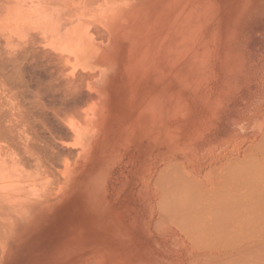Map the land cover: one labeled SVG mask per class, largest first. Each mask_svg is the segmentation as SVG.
I'll return each instance as SVG.
<instances>
[{
	"label": "rangeland",
	"instance_id": "1",
	"mask_svg": "<svg viewBox=\"0 0 264 264\" xmlns=\"http://www.w3.org/2000/svg\"><path fill=\"white\" fill-rule=\"evenodd\" d=\"M91 12L94 13V8L87 13ZM146 24L147 42L144 43L140 41V36L142 26ZM128 38V41L121 40L115 50L110 51L111 60H108L111 64L102 65L98 58H95L99 61L97 63L87 61L89 74L94 70L97 73L96 78L92 73L94 79H91V74L87 79L88 73L83 65H75L72 61L67 62L69 66L60 61L62 65L59 63V68L65 67L59 71L58 67L55 70L56 66L51 69V64L33 70L30 66L34 63H26L24 78L28 83L16 95L11 94L16 90L6 89L9 101L16 105L18 100L20 105L17 103L19 106H14L9 102L14 107L5 108L22 112L19 121L13 116L15 119H12L18 121L14 125L28 130L25 136L33 138L36 134L35 141L39 140L37 143L38 140L35 142L27 137L32 152L30 156L22 153V146L17 144L20 149L17 148V152H21L27 160L26 167L22 165L24 160L21 158L19 161L23 162L19 165L29 168L28 163L33 160L31 157L37 154L55 156L53 162L50 161L52 156L50 159L45 156L50 162L44 164L48 166L46 169H50L38 185L36 181L34 186H30L29 196L37 201L36 204L27 208L15 227L5 234L6 239H2L0 264H209V260L212 264L217 256L236 254L230 242L234 238L237 240L238 234L240 236L235 232V237H230L228 251L224 246L226 242L220 240L219 243L217 240L221 244L217 245V233L214 229L209 230L208 226L214 218L210 216L214 210L226 202L230 204L229 208L237 205L238 211L242 208L241 211L248 212L249 208L253 214L256 211L264 215V0H151L146 20L142 24L135 23ZM3 42L0 39V49L5 44ZM43 43L47 46L44 50L47 48L52 52L47 41ZM43 43L38 45L43 47ZM49 68L54 70L52 73L57 80H62L60 84L63 86L64 80L70 77L76 82L79 89L73 94L75 105L72 98L62 102L59 97L67 91L59 96L61 91L57 90L43 92L41 100L46 105L42 109L28 102L27 99L35 96L36 81H49ZM86 79L94 81L97 86L87 83ZM85 81L88 87H92L88 88ZM73 105L79 108L78 113L76 110L72 114ZM75 125L85 127H78L79 132L83 131L81 137L77 132L82 138L80 141L74 139ZM42 146L46 148L42 149ZM49 174L51 176H47ZM201 179L209 184L204 187ZM167 183L170 186L173 183L175 187H167ZM208 187L211 192H207ZM178 190L182 191L181 195ZM169 192L172 195L169 196ZM175 193L178 196H174ZM213 194L222 196L217 195L216 199ZM213 197L219 202H213ZM177 199L187 209L191 205L188 202L192 201V208L188 211L202 201L199 206L206 204L200 209L205 214L207 211L211 213L206 214L207 219L212 217L211 220L204 224L209 231L207 227L204 229L211 233L209 236L215 233L210 236L213 240L199 227L200 232L195 230L199 232L196 234L191 229H188L191 234L185 231L187 225L190 227L188 223L194 220L190 215L196 211L189 214L180 205L183 212L176 210L175 215L177 211L181 213L174 218V211L165 209L169 200L172 203ZM178 202H175L177 206L173 205V210L178 207ZM209 202L210 205L215 203L220 206L217 208L215 205L216 209L207 207ZM256 203L259 204L255 206ZM252 204L253 210L250 209ZM205 206L213 208V211L202 209ZM227 206L223 205L225 209L220 207L219 211L231 217L229 210L236 208L232 210ZM168 211L172 214L166 215ZM184 212L190 217L182 215ZM220 213H217L218 217L215 214V218H219ZM238 213L237 217H240L242 212ZM245 214L243 217L249 218ZM230 217L226 221L230 222ZM239 220L236 222L239 223ZM232 227L241 230L237 226ZM219 228L226 229V225ZM231 229L230 233L234 232ZM226 234L221 237L226 236L229 240ZM246 235L241 236L245 239ZM204 241H211L210 246ZM243 242L239 244L242 246ZM214 244L218 249L214 247L215 251H212ZM234 245L232 248L236 250Z\"/></svg>",
	"mask_w": 264,
	"mask_h": 264
},
{
	"label": "bare ground",
	"instance_id": "2",
	"mask_svg": "<svg viewBox=\"0 0 264 264\" xmlns=\"http://www.w3.org/2000/svg\"><path fill=\"white\" fill-rule=\"evenodd\" d=\"M150 2H151V0H0V36H1L0 39H3L4 42H5V44H4L5 46L2 44V49L3 50L0 49V243L1 244H3L1 242L2 239H6V237L4 238L5 234L9 233L10 232L9 230H12L15 227V223H17L18 219L21 218L26 213L27 208H29V206H33L34 204H36L37 201H34L33 199H30L31 198L29 196L30 195V189H31L30 186L31 185L34 186V184H36V181H37V184L36 185H38V181L41 180L42 178H45L46 177V172H48L47 170L50 169V167L46 169V167H48V166L45 165L44 163H47V162L52 161L53 160V157L55 156L53 154H50L49 152L48 153L50 155L47 154V156L45 154H43L44 156L43 155L42 156H39V154H37V155L31 157L33 159V160L30 159L32 163L28 160V162H30V163H28V165L30 167L28 168V166H27L26 169L24 168V167H26V165H24V164H25V161H27V160H25L24 159L25 157L24 156L22 157L21 154L22 153H24V154L28 153L29 156H30V154L32 153L31 152L30 143H29V139H28L31 136H29V137H28V135L25 136L24 133H25V131L28 132V130H25L24 128L23 129H20L21 128L20 125H19L20 128L17 127L18 126L17 124L14 125L15 123H17L19 121V115H21L20 117H22V114H21L22 112H20V110L19 111L17 110L16 112H13V109L10 110L9 108L8 109L5 108V106L6 107L7 106H10V107L13 108L14 106H19L20 105L18 103L19 102L18 100L16 102V105H15V102L13 104L12 103L13 101H9V99L7 98L6 92H5L6 89L10 88L11 90L12 89L14 91L16 90L15 93H11V94L16 95L17 93H19V90L21 91L23 89V86L28 83V80H26L24 78V75H25L24 74L25 73V67H26L25 64L26 63H27V65H28V63H34L32 65L30 64L31 65L30 67L33 70H35V67H40V66H44V65H45L44 67H46V66L49 67L50 64H51V66H52V67L50 66L51 69L52 68H55V66H56L55 70L58 67L57 70L59 71V69H62L63 67H65L64 65H68V63H67L68 61L69 62L72 61L75 65H76V63H80L81 66L83 65V69L85 68L84 70H86V72L88 73V74H86L87 77L85 76L87 79H89L90 76H92V73H93V75H95L94 78H96L97 73H96L95 70L92 73H90L91 75L89 74V70L87 71V68H90L87 65V61L91 60V61H94L95 63H97L99 61L98 60H95V58L96 59L98 58V59H100V63L102 65L103 64L104 65H109V63H110L109 60H111L110 57H109L110 51L111 50L112 51L115 50L116 45H118L121 40H122L121 42H124V41H128L129 40L128 36H131V31H132V28H133V26H134L135 23H141L142 24L146 20V16H147V14H149V4H150ZM93 4L95 6H93ZM92 8H94V13H92V12H91V14L87 13L89 11V9H92ZM86 10H88V11L86 12ZM94 23H98L99 26L97 24V26L91 27L92 24H94ZM146 27H147V24L144 25V26H142V32H141V36H140V41H143L144 43L147 42V40H146V38H147ZM15 35H16V38L14 37ZM153 39H154V37L152 39H150V40H153ZM45 41H47L46 44L48 45V47L51 48V49L50 48L49 49L52 50V52H49V50H47V48L44 50V47H47L45 45V43H43ZM41 42L45 46L41 47L42 46ZM38 44H40L41 46H39ZM37 46H39L38 47V50H37ZM0 48H1V46H0ZM39 48H41V49H39ZM42 48H43V51H42ZM107 48H108V50H107ZM39 50H41V53L39 52ZM44 58L46 59V64L47 65L44 64ZM105 58H107L105 61H101V60H103ZM60 61L62 63H63V61H65L67 64L65 63L63 66H61L62 68H59L60 67L59 66ZM112 63H113V60H112ZM60 65H62V64L60 63ZM100 67H102V66H100ZM51 69H50V71H51ZM83 69H82V71L84 72ZM47 71L48 70H46V72ZM53 71H51V73H50V79H49L48 82H45V81L42 82L41 80H37L36 81V88L34 87L35 92L33 91L34 94H35V96L32 99H27L26 98L28 100V102L30 104H32L33 107L35 106L36 108L38 107V108L42 109L46 105L43 102V100H41V95L46 90L47 91H53V92H56V90L58 92L61 91L62 93L59 92V96H61V94H63L65 91H67V92L64 93V95H62V97H59V98H61V101L62 102L65 101L67 98H70V99L72 98V100H73V94H76L75 92H78V91H76L77 84H76V82L74 80H72V79L70 80L71 77L69 79L66 77L67 78L66 81L64 80L65 78L63 79L64 80V86H63L62 84H60V83H63V82H61L62 80L61 79H60V81L57 80L58 78L52 73ZM60 71L61 72H64L62 70H60ZM90 72H91V70H90ZM94 72L96 74H94ZM55 73H57V72H55ZM66 75H69V74L67 73ZM82 75H84V74H82ZM88 76H89V78H88ZM38 77H39V75H38ZM33 78H35V77H33ZM42 78H43V76H42ZM75 78L77 79V77H75ZM94 78L92 76L91 79H94ZM87 79H86V81H87ZM80 81H82V80H80ZM86 81H85V83H86ZM88 82L90 84H93L94 81L93 82L87 81V83ZM79 83H81V82H79ZM29 84H31V83H29ZM34 84H35V82H34ZM93 85H96V84H93ZM29 86H31V85H29ZM86 86L88 87V84ZM90 87H92V85H90ZM90 87H88V88H90ZM106 91H107V89H106ZM9 92H10V90H9ZM11 92H13V91H11ZM7 94H8V91H7ZM77 94H80V93H77ZM21 96H22V93H21ZM13 98H14V96H13ZM20 99H22V98H20ZM70 99H69V101H70ZM9 102H11L14 106L11 103H9ZM73 102H74V100H73ZM73 104L75 105V102ZM74 105L72 107L73 108L72 109V114H74L73 111L76 112V110H77V113H78V109H79V108L77 109V107L74 106ZM22 107H21V110H22ZM74 107H76V108H74ZM26 112H28V111H26ZM24 113L25 112H23V114ZM54 114H56V113H54ZM39 115H40V113H39ZM13 116H15V118L18 117V121H17V119L15 121L14 120L15 118ZM12 118H14V119H12ZM21 119H23V118H21ZM22 121H25V120H22ZM21 125H23V124L21 123ZM78 127L81 128L82 125H78V126L75 125V128H77V129H76V133H75V130H74L73 133H75L74 134L75 135L74 139L76 138L77 140L80 141L82 138H79L78 135L80 134V137H81L83 131L81 130L79 132V128ZM82 128L85 129L84 126ZM72 129L73 128H71V130ZM77 132H79V134H77ZM34 136L35 137H33V138L31 137L32 139L31 138L30 139L35 141L36 134ZM37 140L35 142H37ZM34 141H33V143H35ZM40 141H43V140L40 139ZM37 143H39V140H38ZM37 143H36V146H39L40 144L37 145ZM17 144L19 146H22V151H21L22 153L21 152H19V153L17 152V148H18L17 147ZM41 144H43V143H41ZM40 147H41V145H40ZM38 148L39 147H37V150H39ZM43 148H46V147H43L42 146V149ZM47 151H48V149H47ZM39 152H41V151H39ZM19 155L21 157H19ZM45 156L47 158L49 157V159L52 156V158L49 161L47 158H45ZM42 157H44V158H42ZM20 158L22 160H24V162L23 161H19ZM26 159H27V157H26ZM28 159H29V157H28ZM237 161L238 160H236L235 162H237ZM21 162H23L22 165L24 167H22V166L19 165ZM53 166H54V164H53ZM225 168H227V167L225 166ZM169 171H172V170L170 169ZM50 172H52V171H50ZM165 173H167V174L170 175V173H168V172H165ZM225 173L226 172H224V174ZM163 174H164V172H163ZM169 175H167V176H169ZM43 176H45V177H43ZM47 176H51V175L49 174ZM174 177H176V176L174 175ZM196 179H198V178H196ZM156 180H158V179H156ZM171 180H173V179H171ZM175 180H178V179H175ZM225 180H226V178H225ZM161 181H162V178H161ZM161 181H160V183H161ZM192 181L193 180H191L190 182L192 183ZM201 181L203 183H201ZM201 181H199V182L201 184H203L204 187H206L209 184V183H204L203 179H201ZM175 182H177V181H175ZM218 182L221 183V185H223L222 182H220V181H218ZM42 184H43V182H42ZM42 184H40V185L42 186ZM47 184L48 183L46 182L45 185H47ZM167 184H169V183H167ZM172 185H173V183H171V186ZM164 186H165V184H164ZM171 186H170V184H169V186L167 185V187H171ZM193 186H194L193 188H195V185H193ZM218 186H220V185H218ZM256 186H258V185H256ZM191 187H192V185H191ZM173 188L171 189V191L173 190ZM228 188H230V187H228ZM234 188L235 187H233V189ZM262 188H263V186H262ZM262 188H261V190H263ZM207 190H208L207 192H211L210 191V188L207 189ZM221 190H223V188ZM228 190L229 189H227V191ZM178 191H180V190H178ZM178 191H177V193H179ZM173 192H175V191H173ZM194 192H195V190H194ZM231 192L233 193L234 190L231 191ZM236 192L237 191L235 190V193ZM166 193H167V191H166ZM166 193L164 195L161 192V194H163L164 196L167 195ZM181 193H182V191H180L179 194L181 195ZM184 193L186 194V190H185ZM232 193H231V195H232ZM169 194H171V193L169 192L168 195ZM217 195H219V196L221 195L222 196V194H217ZM217 195H214V196H216V199L218 198ZM224 195H225V193H224ZM226 195H228V193H226ZM174 196H178V195L176 194ZM188 196H190V195H188ZM237 196H239L238 193H237ZM257 196H258V192H257ZM199 197H201V195ZM229 197H230V195H229ZM229 197H228V199H229ZM196 198H197V196H196ZM258 198H257V200H260ZM160 199H161V196H160ZM167 199H168V196H167ZM188 199H190V198H188ZM203 199L205 200V198H203ZM210 199L211 198H209V200ZM212 199H214V197ZM242 199H243V197H242ZM244 199H245V196H244ZM253 199L251 198L252 201H253ZM184 200H187V199L185 198ZM184 200H181V201H184ZM224 200H225V198H224ZM233 200H235V198H233ZM251 200L249 199V201H251ZM178 201H179V199H177L175 202L177 203ZM212 201L213 202L216 201V203L219 202V201H217L215 199L212 200ZM247 201H248V198H247ZM254 201H255V199H254ZM175 202H172L171 203L170 200H169V204L166 206V208L163 206L165 209L169 208V211L170 210L171 211H174L173 212V216H175L174 218H176V216L178 217L177 214H180L181 212H183V211H181L182 209L179 208V206L182 203L179 204V202H178V207L176 209L174 208V210H173V205L175 204V206H177ZM191 202H188V203H190L192 205ZM198 202H200V201H198ZM195 203H196V201L193 202L194 205H195ZM210 203L211 202H209V205H207V207L210 206V208L213 207L214 209H216L215 208V205H217V208L220 206V205L218 206V204H215V203L213 205L212 204L210 205ZM231 203H234V201L233 202L231 201ZM243 203H244V201H243ZM197 204H198V206L200 205L199 203H197ZM204 204H202L199 207L196 206V208H193V210H189V211H188V209H190V207L192 208L191 205H190V207H188V209L184 205H181L180 206L181 208L183 206V210H185V212L188 211L189 214H190V211H192L191 214H193V212L196 211V213L194 212L195 214L190 215L191 218L193 216L194 220L192 219V221H191L192 223L191 222L190 223L187 222L190 227H188V225L186 224L188 228L186 227L185 228L186 229L185 231H187L189 233L190 230H188V229H191V231L193 230L194 231L193 233L196 234V233H199L200 232L199 231L200 229H201V232H202V229H203V231L205 233H207V230L209 229L208 226H209L210 227L209 230H211V229L213 230L214 229L213 231H215L217 233L216 236L217 237L220 236L218 238L216 237V240H215L216 241V244L218 242L221 243L220 240H222V242L228 243L227 245H226V243H225V245L223 243V245L225 246V248L228 251V247H230L231 245L233 247V245H234L233 243H235L234 242V240H235L236 241V244L235 245L237 247L236 250L237 249L239 250V251H236L235 250V247L234 248L231 247L232 250L234 249V252H237L236 254H233V255H230V256L229 255L226 256L228 253L225 252V253H227L225 256H222V255H221L222 257H218L217 256L213 260V263L212 262L211 263L212 264H264V215H261L260 213H256V211H255L256 209H254L255 212L253 214V213H251V211L248 208V212H250L251 213L250 214L247 211L245 212V210L244 211L243 210L241 211V209H242L241 208L239 211H240V213L241 212L242 213L239 215L240 217H237V214H239L238 213L239 212L238 211L239 208H236L237 205L234 204L235 207L233 205H231L230 207H232V208H229V205L230 204L227 203L228 204V206H227L226 202H223L222 204L224 206H227L226 208H228V209H232L233 210V209L236 208V210H233V211H230L229 210V212L231 213L232 216L237 217V218H234V217L231 218L232 216L231 217L230 216H227L226 217L224 215V213H222V212L221 213L224 216L221 215V213H220L221 210L220 209L223 208L222 207L223 206L222 204H221L222 206H220L221 208L219 207L218 210H214L215 212L217 211L216 213L214 212V214H211L209 211H207L210 208H207L205 206L206 208H202V209H205L207 211V212L205 211L206 214L207 213H210L211 214L210 216H213L214 217V218L210 217V218H212V220H211L210 218L207 219L206 218L207 215L204 213V210H201L200 209V207H202ZM257 204H259V203H256L255 206H257ZM238 206L240 207L239 204H238ZM253 207H254V205L251 206L250 209L253 210ZM198 208L201 210L200 212H198ZM213 208L210 209V211L211 210L213 211ZM179 209H180L181 212L179 213L177 211V213L175 215V211L176 210H179ZM194 209H196V210H194ZM223 209H225V207ZM163 210L160 211V212H163ZM169 211L168 212H165V213H167L166 215H169L170 213L172 214V212H169ZM236 211H238V212H236ZM185 212L182 213V215H186L187 213L185 214ZM202 212L204 213L203 215H202ZM234 212L236 214H234ZM199 213H201V214L198 215ZM217 213L218 214L220 213V215H219L220 217L219 218H217L218 217V214ZM244 213H246L245 215H247L249 218H247L246 216L243 217V214ZM189 214L186 215V216L188 217ZM215 214L217 215L216 218H215V216H216ZM204 215H205V218L207 220H204L205 219V218H203ZM249 215H251V216H249ZM252 215L253 216L255 215L256 218H255V216L253 217ZM173 216H171V219L172 220H173ZM198 216H199V218H198ZM221 217H222V219H220ZM228 217H230V219H231L230 222L229 221H226V219ZM241 217L242 218H245L246 217L247 219L245 218L243 220ZM239 218H240V220L243 221V222L241 221L243 223L242 225L240 224L241 222H240ZM196 219H198V220H196ZM215 219H217L216 221H218L220 219L218 222L221 223L220 225H222V226H219L218 225L219 223L216 224V221H214ZM235 219L236 220L238 219L239 220V223H237L238 221L236 222ZM256 219H258V220H256ZM227 220H229V218ZM206 221H207L206 224H208V222L210 221L209 225L208 226L206 225L207 228L204 227L205 226L204 224H205ZM257 221H260V223L257 222ZM196 222H197V224H196ZM211 222H213L215 225L212 224ZM255 222H256V224L257 223L258 224L255 225L254 224ZM200 223H202V226H201L202 228L199 226V225H201ZM192 224H194V226L195 225H198V226H196L197 229H196V227L192 229V227H194V226H192ZM210 224L213 226V228H211L212 226H210ZM227 224H229V228L230 229H231V226H237V227L241 228V230H243V231H241V230L238 231L237 230L238 228L236 230H234L233 227H232L231 231L234 230V232L232 231L233 234H234L233 235V234H231L232 232L230 233V229L227 227L228 226ZM224 225H226V229L228 228L227 231H226L225 228H223L225 230L219 228V227L222 228ZM198 227H199V230H198ZM244 227H246V228H244ZM204 228H206L207 230L204 229ZM195 230H197L199 232H195ZM218 230L220 232H217ZM191 231H190V234L192 233ZM226 232H229L231 234V236H230V234L227 233L229 240H227V237L226 236L221 237V235H223V233L226 234ZM235 232H237V234L240 233V236L246 233L247 234L246 235V238H248V239H246V238L244 239L243 237H245V236H243V237L241 236L240 237V236H238L239 235L238 234L237 237L242 238L243 240L242 239H239V238L236 240L234 238L235 237ZM241 232L242 233L245 232V233L241 234ZM194 234H192V235H194ZM201 234L202 233H200L199 235H201ZM209 234H211V233H207V236L209 237V239H210V236H212L213 234L215 235V233H212V235H210V236H209ZM202 235H204L205 237H207L206 234H204V233ZM192 237L194 238V236H192ZM198 237H200V236H198ZM198 237H197V240H198ZM230 237L234 238V240H232ZM201 238H202V240L204 239L203 237H201ZM201 238H200V240H201ZM220 238H222V239H220ZM213 239L211 237L210 240H213ZM230 239L233 241V242H230L231 244L229 243ZM193 240H195V239H193ZM217 240H219V241L217 242ZM240 240H241V242H239V243L241 244L244 241L243 243L245 245L242 244V246H241L237 242V241H240ZM204 242H206L207 245L210 246L209 244L211 243V241H210V243H208L207 241H204ZM197 243H198V241H197ZM219 243L217 245L220 246L221 244H219ZM216 244H214L213 247L211 248V249H214L212 251H215V248L214 247H217L216 249H218V246ZM229 244H230V246H229ZM202 246H203V244H202ZM222 246L220 248L223 249ZM238 246L239 247L241 246L242 248L240 247V249H239ZM207 247H206V249H207ZM197 249H199V248H197ZM232 250H231V252H232ZM221 253H223V252H221ZM221 253H219L218 255H220ZM208 254H210V253H208ZM211 257L214 258L215 256L212 255ZM211 257H209V258L212 259ZM209 264H210V260H209Z\"/></svg>",
	"mask_w": 264,
	"mask_h": 264
}]
</instances>
